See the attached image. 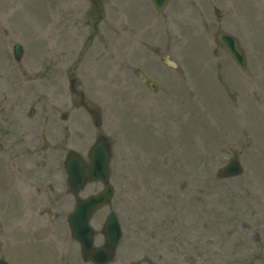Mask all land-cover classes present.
<instances>
[{
    "label": "rangeland",
    "instance_id": "1",
    "mask_svg": "<svg viewBox=\"0 0 264 264\" xmlns=\"http://www.w3.org/2000/svg\"><path fill=\"white\" fill-rule=\"evenodd\" d=\"M60 3L0 0V100L19 78L37 89L32 97L41 95L39 103L62 109L65 139H48L62 141V160L70 151L88 159L98 136L107 137L115 195L93 221L101 230L111 210L117 214L118 260L264 264V0H171L163 13L152 0ZM223 14L222 27L242 41L251 77L214 41ZM15 42L25 47L26 69L9 60ZM37 70L41 84L29 81ZM139 72L158 89L143 84ZM14 92L10 86L11 100ZM82 102L100 113L99 129ZM230 149L244 173L221 179ZM1 157L0 258L25 264L35 247L32 261L41 262L27 208L51 204L33 190L22 198L29 181L22 188ZM55 182L66 183V176ZM102 189L89 185L80 197ZM73 208L66 202L64 213Z\"/></svg>",
    "mask_w": 264,
    "mask_h": 264
},
{
    "label": "flooded vegetation",
    "instance_id": "2",
    "mask_svg": "<svg viewBox=\"0 0 264 264\" xmlns=\"http://www.w3.org/2000/svg\"><path fill=\"white\" fill-rule=\"evenodd\" d=\"M58 1L64 5V0ZM92 3L99 6L100 0L92 1ZM218 20L221 25L213 35L216 42L220 32L227 31L222 27L225 15H221ZM62 21L61 30L64 32L66 30L65 18ZM13 47L9 58L15 62L14 68L26 69L22 61H17ZM42 71L45 70L42 68ZM40 72V70L31 72L32 75L27 79L29 78L30 82L35 81L41 84V80L45 77ZM10 86H13L15 91L14 100L10 99ZM2 91L6 95L4 94L3 99L0 100V159L1 155L5 154L8 160L6 165L9 166L12 174L20 176L17 178V183H21L22 188L25 187L24 182L29 181L24 193L21 194L22 198L29 197L33 190L34 197L45 193L47 201L51 204L47 207L41 206L39 210L27 208L29 222L33 225L31 235L36 237L34 241L42 252L36 253V260L41 259V262L33 263L32 254L35 247H32L25 255V257L29 255L28 262L25 258L23 262L25 261V264H98L92 260L91 256L89 259L82 256L81 244L73 237L70 230L69 215L74 210L80 194L72 192L65 182L53 183L57 175L61 177L64 175L62 167L65 165V159L62 160L61 157L65 146L62 141L53 145L48 139H65V128L61 122L66 120V114L56 105L39 103L41 95L32 97L37 93V89H28L26 83L19 78ZM73 92L75 93V90ZM25 101H30V103H23ZM22 144H26L29 149L26 155L21 150H17ZM30 146L32 148H29ZM66 202L69 205L74 204V208L68 214H65L63 210ZM54 209H57L58 213H54ZM92 219L90 223L94 230L93 247H105L106 241L102 230L105 222L102 223L101 230H98L97 223ZM116 252L117 249L112 260L104 264H135L134 262L123 263L121 259L119 261Z\"/></svg>",
    "mask_w": 264,
    "mask_h": 264
},
{
    "label": "water",
    "instance_id": "3",
    "mask_svg": "<svg viewBox=\"0 0 264 264\" xmlns=\"http://www.w3.org/2000/svg\"><path fill=\"white\" fill-rule=\"evenodd\" d=\"M156 9L162 12L169 0H153ZM223 46L228 49L234 57L237 65L247 74L250 75L247 67V61L244 52L239 48L237 41L229 36L222 37ZM225 41V42H224ZM170 65H172L170 63ZM140 79L144 83H148L152 89H157V85L154 82L149 81L143 74H140ZM94 121L97 127L101 125L99 116L93 113ZM231 162L226 167L219 170V177L223 179H229L238 177L243 173V167L241 166L238 154L236 151H231ZM90 164L87 165L81 156L77 154H71L68 158L66 167L69 173L70 186L74 190L83 189L87 182L100 181L105 184V189L98 196L91 197L88 200L80 201L77 205L75 213L72 215V219L79 216L84 218L79 220L81 224L88 225L89 217L97 209L111 201L113 196V187L109 183V164L111 160V147L105 137H100L89 154ZM75 223V220L72 221ZM78 222V223H79ZM107 240L114 241V245L119 243L121 238V229L119 222L115 214H111L104 231ZM79 240L83 243L85 238L79 236ZM86 252V249H84ZM0 264H6L0 261Z\"/></svg>",
    "mask_w": 264,
    "mask_h": 264
},
{
    "label": "bare ground",
    "instance_id": "4",
    "mask_svg": "<svg viewBox=\"0 0 264 264\" xmlns=\"http://www.w3.org/2000/svg\"><path fill=\"white\" fill-rule=\"evenodd\" d=\"M19 2H22V0H18ZM14 2H12V5H13V8H14V10H16L17 9V7H18V9L20 8V9H22L23 11H24V8H23V6H22V4H20V7H19V5H16V7L14 6ZM17 9V10H18ZM47 31H44L43 33H46ZM61 32H62V30H61ZM74 36H76L75 34H74Z\"/></svg>",
    "mask_w": 264,
    "mask_h": 264
}]
</instances>
